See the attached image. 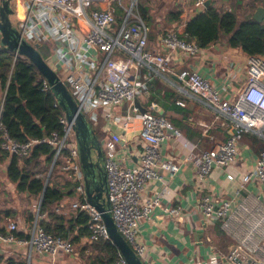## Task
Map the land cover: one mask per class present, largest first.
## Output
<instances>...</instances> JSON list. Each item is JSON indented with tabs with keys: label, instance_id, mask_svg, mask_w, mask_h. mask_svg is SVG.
Returning a JSON list of instances; mask_svg holds the SVG:
<instances>
[{
	"label": "built area",
	"instance_id": "obj_1",
	"mask_svg": "<svg viewBox=\"0 0 264 264\" xmlns=\"http://www.w3.org/2000/svg\"><path fill=\"white\" fill-rule=\"evenodd\" d=\"M207 1L193 0L195 11H204ZM13 4L19 5V9L13 8ZM12 8L15 14L18 12L15 26L21 38L32 45H49L50 53L46 61L70 90L79 110L89 122L96 126L104 119L122 130H128L139 121L138 163L129 166L119 159L116 145L122 140V134L112 131L105 145V168L114 221L143 259L146 245L140 238V221L148 218L154 208L161 205L170 182L180 168L173 156L162 155L161 147L167 141L170 130L179 138L184 136L162 114L154 113L150 108L142 113L135 100L141 102L150 97L154 71L168 69L176 52L198 56L204 49L194 41L181 37L173 27L166 29L160 37V44L166 53L150 50L148 28L139 12V0H13ZM13 53L14 60L20 57L28 59L18 52ZM177 76L187 89L230 122V132L223 143L189 155L197 165L198 183L202 187L215 167L231 171L236 166L240 142L245 133H254L264 139V56H247L245 82L235 98L230 100L222 98L212 83L196 70L182 69ZM235 76L230 74L231 79ZM48 89L50 85L43 78V90ZM5 94L3 92L0 99L2 149L9 156L24 158L31 154L34 146L50 145L54 153L48 178L57 166L60 174L76 182L79 197L71 206L75 211H86L90 215L87 241L110 240L101 212L86 199L73 122L64 115L60 119L61 132L20 143L11 137L1 121ZM117 107H123L124 111L116 113ZM184 145L195 147L189 140H184ZM250 181L257 182L264 190V149L256 164L243 173L241 186ZM150 182L160 184V189L143 201V191ZM40 204L41 199L35 219L28 228V238H17L13 232L19 230V222L9 220L5 226L6 234L0 231V242L27 245L52 258L61 253L74 254V247L67 240L47 233L39 224L40 219L45 217L40 213ZM200 206L207 222L221 221L222 229L235 240L225 255L230 264H264L262 197L252 202L247 194L217 204L205 192L200 198ZM55 210L61 212L60 204ZM166 211L170 216L178 217L182 207L177 205ZM219 254L208 261L189 264H217ZM118 255L112 264H128L120 252Z\"/></svg>",
	"mask_w": 264,
	"mask_h": 264
},
{
	"label": "crops",
	"instance_id": "obj_2",
	"mask_svg": "<svg viewBox=\"0 0 264 264\" xmlns=\"http://www.w3.org/2000/svg\"><path fill=\"white\" fill-rule=\"evenodd\" d=\"M161 2H172L169 10H181V21L167 25L163 21L164 15L156 16V22L161 32L149 36L148 48L152 51L162 53L164 49L160 44V37L166 29L175 27L180 35H183L186 23L197 14L193 7V0H161ZM263 6V5H261ZM151 7V5H150ZM257 10V9H256ZM255 10V11H256ZM152 11V7H151ZM153 12V11H152ZM254 15V14H253ZM204 52L198 56H192L182 52H176L169 68H163L159 72L154 71V79L151 82V95L153 93V82L158 80L165 88L175 92L179 96L178 107L180 113H170L181 123L176 126L184 137H178L173 130L168 132V139L161 147V153L165 157L171 155L175 158L180 168L177 175L170 182L166 194L162 198L161 205L154 208L148 218L140 221V238L146 245V252L143 255L145 261L154 262V264H189L195 261H208L219 253L217 264H230L226 258L228 252L219 249L215 241V233L212 232L214 222H207L201 212L200 198L206 192L211 195L215 203H221L225 200L238 199L239 197L250 195L251 201L255 202L264 199V190L255 181H250L241 186V178L247 169L252 168L260 153L256 151L248 141L241 140L239 147V156L236 166L230 171L223 167H215L207 179L204 186L198 183L197 165L193 159H190L192 152L198 153L202 150L212 149L223 143L230 132V122L210 106L205 100L192 93L179 80L177 74L182 69L196 70L203 77L207 78L215 89H217L222 98L233 99L238 90L244 84L247 76V56L240 48H234L228 45L224 40H219L209 47L203 48ZM236 75L235 79L230 78ZM0 87V99L3 95ZM150 97L141 101L143 105H148ZM154 104V102H153ZM157 113L164 109L156 102ZM116 113H122L123 107H117ZM162 113V114H163ZM94 132L99 139L102 149L105 153L106 142L111 138L112 131L121 133L122 140L116 145L117 155L127 165L135 166L139 160V133L140 123L136 121L128 130H122L118 126L102 119L96 126L92 125ZM184 140H189L191 145L185 146ZM91 146L92 161L99 159L98 151L92 147V143L84 144ZM10 157L0 162V169L3 171L2 181H6L14 199L19 194L16 184L11 182L7 176ZM82 166V165H81ZM83 172V170H82ZM87 172L88 180H98V168L96 165L90 167ZM60 174V173H59ZM160 184L150 182L142 194V200H146L160 189ZM27 197L29 195L27 194ZM79 197L76 194L71 197H65L60 202L61 213L70 217L75 210L71 204ZM30 201L22 205L0 207V228H5L9 220L19 222V230L28 235L30 225L27 222L29 212L36 216L40 198L29 197ZM180 205L182 212L178 217L170 216L166 209ZM35 207V209L33 208ZM15 212V217L9 216L8 211ZM228 234V233H227ZM89 243L86 237L82 238V244ZM231 248V247H230ZM74 254L61 253L55 258L48 254L40 253L31 249L27 245L13 243L7 244L0 242V256L5 260L14 258L16 260L26 261L27 264H84L79 251L74 248Z\"/></svg>",
	"mask_w": 264,
	"mask_h": 264
},
{
	"label": "trees",
	"instance_id": "obj_3",
	"mask_svg": "<svg viewBox=\"0 0 264 264\" xmlns=\"http://www.w3.org/2000/svg\"><path fill=\"white\" fill-rule=\"evenodd\" d=\"M242 0H237V5ZM150 0H139V12L148 28L149 36L161 30L157 26L156 16L151 11ZM263 0H254L256 10L263 4ZM181 10H169L163 21L166 26L181 21ZM188 41H194L200 48L224 40L229 46L240 48L248 55L264 56V21L258 22L253 14L239 21L235 9H222L211 3L204 11L197 13L186 23L184 34L181 36ZM38 50L44 59L50 53L48 44H40ZM12 71V74H11ZM43 78L37 66L26 58L14 60V53L0 44V87L6 92L1 121L8 133L16 141L25 143L34 138H42L53 132H61L60 119L64 116L59 103L51 89L43 90ZM153 93L148 105L157 113L155 102L164 109L163 116L167 117L175 126H181L170 113L178 114L179 96L172 90L165 88L158 80L153 82ZM1 101V100H0ZM154 102V104H153ZM91 125H93L90 122ZM259 153L264 149V139L254 133H245L242 140ZM53 148L48 144L34 146L31 154L20 158L9 156L1 147L0 162L10 157L7 176L16 184L19 192L41 199L40 213L45 214L39 224L44 230L57 237L67 240L79 251L84 264H112L118 259L119 250L111 240H98L82 244V238L90 235L88 222L90 215L86 211H75L70 217L57 212L55 207L65 197L77 193L76 182L67 175L59 174L55 166L49 178ZM56 174V175H55ZM56 177L54 180L52 178ZM81 197V196H80ZM9 216L16 213L8 211ZM35 215L29 212L27 222L32 225ZM0 231L6 234L5 228ZM212 232L219 249L228 252L235 241L221 227V221L214 222ZM17 238H28L24 232L14 231ZM0 264H27L26 261L14 258L4 259L0 256Z\"/></svg>",
	"mask_w": 264,
	"mask_h": 264
},
{
	"label": "water",
	"instance_id": "obj_4",
	"mask_svg": "<svg viewBox=\"0 0 264 264\" xmlns=\"http://www.w3.org/2000/svg\"><path fill=\"white\" fill-rule=\"evenodd\" d=\"M12 2L13 0H0V44L12 52H18L21 55L26 56L37 66L40 73L48 81L50 89L56 97L66 118L74 124L76 147L78 150L79 161L82 165L81 169L83 170L87 201L101 212L111 242L117 246L119 252L125 258L127 263L146 264L121 234L110 211L105 153L92 125L79 110L73 95L57 72L49 65L46 59L43 58L38 50V46L32 45L25 39L21 38L19 30L11 21V15L14 13ZM211 3L212 0H208L206 2V7L210 6ZM253 18L258 22L264 21V6H259L257 8ZM135 105L142 113L148 111V107L141 104L138 99L135 100ZM159 113L162 114L163 110L160 109ZM89 142L92 143V147L95 148L100 155L96 162L92 161L91 146L84 145L89 144ZM94 165L97 166L99 171L97 176L98 180L95 181L94 177L92 180L94 182L91 183L87 178V172L84 174V171H87L90 167H94Z\"/></svg>",
	"mask_w": 264,
	"mask_h": 264
},
{
	"label": "rangeland",
	"instance_id": "obj_5",
	"mask_svg": "<svg viewBox=\"0 0 264 264\" xmlns=\"http://www.w3.org/2000/svg\"><path fill=\"white\" fill-rule=\"evenodd\" d=\"M264 1V0H263ZM237 0H212V3L218 8L224 9H235L239 16V21H242L245 17H248L250 14L255 13V9L253 7L254 0H242L241 4L237 5ZM149 4L152 7L153 14L155 16H161L166 14L167 8H171L172 2H161V0H150ZM264 6V2L262 4ZM13 8L19 9V5L13 4ZM162 17V16H161ZM18 19V12L11 15V21L13 25L16 24ZM167 26L166 28H168ZM1 39V34H0ZM4 175L3 171L0 169V207L5 206V202H7V206H13L17 202V205H22L29 202L31 198L27 197L22 192H19L16 199H14L11 187L7 186L6 181H2V176ZM56 175V174H55ZM65 176V175H64ZM48 177V176H47ZM54 177V176H53ZM56 177L52 178L54 180ZM39 204V203H38ZM38 207V206H37ZM36 207V209H37ZM35 209V207H33ZM229 235V234H228ZM230 236V235H229ZM233 239V238H232ZM234 240V239H233ZM235 241V240H234Z\"/></svg>",
	"mask_w": 264,
	"mask_h": 264
}]
</instances>
